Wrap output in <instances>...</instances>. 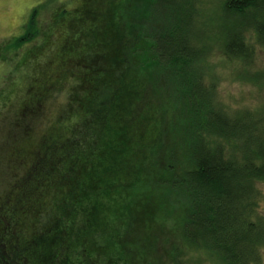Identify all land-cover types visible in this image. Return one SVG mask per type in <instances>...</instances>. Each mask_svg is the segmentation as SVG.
I'll return each mask as SVG.
<instances>
[{"label": "trees", "instance_id": "1", "mask_svg": "<svg viewBox=\"0 0 264 264\" xmlns=\"http://www.w3.org/2000/svg\"><path fill=\"white\" fill-rule=\"evenodd\" d=\"M86 1L56 38L59 63L46 86L73 82L64 127L10 150L0 264H123L114 225L157 164L155 184L187 207L190 243L231 264H260L249 242L264 235V217L252 218L264 197L257 186L264 183V111L229 113L217 103L183 2L166 12L165 0L150 7L136 34L133 22L123 25L126 0ZM140 9L129 11L141 18ZM223 11L226 54L264 49V0H225ZM72 19L86 26L79 31ZM35 26L30 21L14 42L36 35ZM16 134L29 139V124Z\"/></svg>", "mask_w": 264, "mask_h": 264}, {"label": "rangeland", "instance_id": "2", "mask_svg": "<svg viewBox=\"0 0 264 264\" xmlns=\"http://www.w3.org/2000/svg\"><path fill=\"white\" fill-rule=\"evenodd\" d=\"M83 1L0 0V195L6 191L12 175L7 169L11 147L27 141H31L33 147L53 127H64L60 120L66 114L73 82L63 83L62 80L48 90L46 86L54 80L55 66L59 63L55 56L56 38L62 36L64 30L68 31L69 28L63 26L78 7H83L81 4L87 3ZM158 2L162 1L126 0L122 8L123 25L127 27L133 22L134 33L138 34L136 24L147 16L144 14L150 7L152 10L157 7ZM181 2L191 24V43L201 51L198 60L207 71L205 84L214 87L217 103L225 106L229 113L264 111V49L260 48L250 57L226 54L225 0H165V12L168 4ZM131 6L143 8L140 9L143 17L129 11ZM140 12L137 11L138 15ZM30 21L39 31L15 43L14 39L24 32ZM70 24L77 26V30L86 26L77 19H72ZM250 40L255 41L253 37ZM154 86L157 85L152 83L150 90H154ZM48 91V96H40L41 93L47 95ZM164 99L165 104L170 102L166 89ZM26 113L30 116H21ZM25 122L31 132L29 139L16 134L18 126ZM167 135L164 145L171 142L172 135ZM160 154L162 156V151ZM160 166L157 164V169ZM157 169L153 167L149 171L146 182L149 186L136 187L130 200H126V213L114 225L122 234L121 249L126 256L123 264H174L176 260L185 264H231L218 254L189 242L183 229L187 207L178 196L155 184L153 176L158 173ZM257 186L264 196V183ZM260 217H264V197L252 216L253 219ZM249 244L258 247L260 264H264V235ZM93 261L85 260V263L96 264L97 260Z\"/></svg>", "mask_w": 264, "mask_h": 264}]
</instances>
